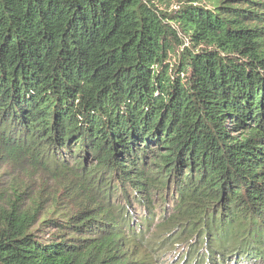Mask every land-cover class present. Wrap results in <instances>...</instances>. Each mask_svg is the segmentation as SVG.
I'll list each match as a JSON object with an SVG mask.
<instances>
[{"label": "trees", "instance_id": "trees-1", "mask_svg": "<svg viewBox=\"0 0 264 264\" xmlns=\"http://www.w3.org/2000/svg\"><path fill=\"white\" fill-rule=\"evenodd\" d=\"M0 154V264H264V0H0Z\"/></svg>", "mask_w": 264, "mask_h": 264}, {"label": "rangeland", "instance_id": "rangeland-1", "mask_svg": "<svg viewBox=\"0 0 264 264\" xmlns=\"http://www.w3.org/2000/svg\"><path fill=\"white\" fill-rule=\"evenodd\" d=\"M62 183L45 173L32 170L26 164L6 162L0 154V205H5L13 200L14 189L16 188L29 196L37 192L44 199H49L50 203L52 199L66 194ZM64 185L67 186L68 184L65 183ZM49 232L50 230H47L46 234ZM185 252V247L179 246L174 253L165 255L162 262L164 261L163 264H179Z\"/></svg>", "mask_w": 264, "mask_h": 264}]
</instances>
